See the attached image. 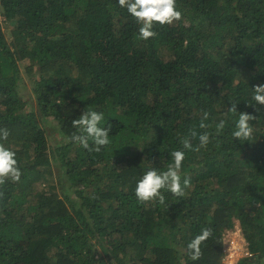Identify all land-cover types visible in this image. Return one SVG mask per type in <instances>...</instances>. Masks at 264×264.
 Here are the masks:
<instances>
[{
	"label": "trees",
	"instance_id": "16d2710c",
	"mask_svg": "<svg viewBox=\"0 0 264 264\" xmlns=\"http://www.w3.org/2000/svg\"><path fill=\"white\" fill-rule=\"evenodd\" d=\"M176 8L182 19L145 41L118 0H0V128L22 173L0 186V264H223L236 227L247 253L236 264L264 258V109L248 104L264 84V0ZM232 102L258 117L249 141L232 139ZM88 109L110 129L99 152L66 140ZM202 111L225 128L206 149H184ZM175 150L186 196L138 203L136 182ZM202 228L213 234L192 261L186 245Z\"/></svg>",
	"mask_w": 264,
	"mask_h": 264
},
{
	"label": "clouds",
	"instance_id": "9594fccd",
	"mask_svg": "<svg viewBox=\"0 0 264 264\" xmlns=\"http://www.w3.org/2000/svg\"><path fill=\"white\" fill-rule=\"evenodd\" d=\"M118 5L125 8L135 23L139 25V40H148L157 35L153 30L154 25H171L182 19V13L176 8V0H118ZM253 95L251 97L254 103H248L256 112L264 109V84L253 86ZM259 106V107H257ZM228 112L234 116L238 114V119L234 122V129L231 132L232 139L241 143L253 138L254 128L250 121L257 120V116L247 112H238L237 104L231 103ZM104 120L103 112L92 109L84 110L78 119L72 120V126L76 129L66 138L67 142L79 145L88 151L99 152L103 147L110 144L108 127H102ZM209 120V113L202 111L199 128L202 129L199 134L193 129L190 136L182 139L184 149L194 152H200L206 149L213 136H219L225 128V121L221 119L218 123H206ZM10 132L7 128H0V186L6 182L18 183L21 178V170L18 167L16 153L5 146ZM198 140V144L193 147L192 140ZM172 163L166 170L157 171L155 168L147 170L143 176L136 182L134 195L138 203L145 204L150 202L158 203L166 208L165 191L176 198L186 196V189L191 186V179L188 176L181 177V167L185 159V152L175 150L170 153ZM3 192H0V197ZM258 208H264V204L255 202ZM211 228H202L200 233L191 239L186 245V253L192 261L199 260L202 256L201 245L212 236ZM239 249L235 252L238 254ZM251 255V253H249ZM257 264H264V258L257 260Z\"/></svg>",
	"mask_w": 264,
	"mask_h": 264
},
{
	"label": "built area",
	"instance_id": "2783aa9c",
	"mask_svg": "<svg viewBox=\"0 0 264 264\" xmlns=\"http://www.w3.org/2000/svg\"><path fill=\"white\" fill-rule=\"evenodd\" d=\"M227 246L224 250L223 264H236V261L239 257L247 255L245 252V242L242 236L239 235V230L236 227L235 232H231L227 235ZM236 249H239V253L235 252Z\"/></svg>",
	"mask_w": 264,
	"mask_h": 264
},
{
	"label": "rangeland",
	"instance_id": "374dc122",
	"mask_svg": "<svg viewBox=\"0 0 264 264\" xmlns=\"http://www.w3.org/2000/svg\"><path fill=\"white\" fill-rule=\"evenodd\" d=\"M23 78L24 79L21 82V84H23L22 96L28 101L30 108L33 110H36V107L34 105L33 96L30 93V82L24 75H23ZM44 128H45L46 135L48 136V138L50 140V143L55 144L56 141L58 140L55 126L52 123H45Z\"/></svg>",
	"mask_w": 264,
	"mask_h": 264
}]
</instances>
